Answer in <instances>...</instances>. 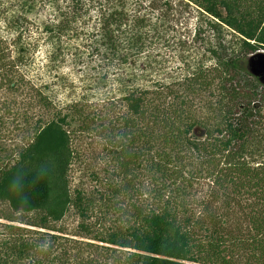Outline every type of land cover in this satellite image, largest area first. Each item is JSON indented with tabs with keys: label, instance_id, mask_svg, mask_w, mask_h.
I'll return each instance as SVG.
<instances>
[{
	"label": "trees",
	"instance_id": "16d2710c",
	"mask_svg": "<svg viewBox=\"0 0 264 264\" xmlns=\"http://www.w3.org/2000/svg\"><path fill=\"white\" fill-rule=\"evenodd\" d=\"M78 3L71 20L44 26L54 46L75 33ZM185 3L217 36L223 28L238 35L234 48L208 47L214 74L198 64L182 80L147 88L130 75L118 97L102 99L103 112L79 100L65 114L38 118L14 153L0 150V264H264V146L251 119L263 102L252 99L258 85L237 65L240 54L264 50V0ZM123 6L103 8L86 37L104 72L133 68L164 36ZM5 55L0 38V71L13 72L16 61ZM35 97L50 110L46 97ZM76 128L103 141L97 200L70 188ZM101 207L122 221L105 226L95 217ZM70 210L72 232L60 226Z\"/></svg>",
	"mask_w": 264,
	"mask_h": 264
},
{
	"label": "rangeland",
	"instance_id": "374dc122",
	"mask_svg": "<svg viewBox=\"0 0 264 264\" xmlns=\"http://www.w3.org/2000/svg\"><path fill=\"white\" fill-rule=\"evenodd\" d=\"M23 1L28 4L21 5ZM76 1L79 2L77 8L82 16H78L77 22L70 26L75 33L69 39L61 38L58 43L60 46L56 47L48 40L43 28L46 25L54 26L63 18L71 20L70 14L75 9L73 5ZM122 3L123 10L129 15L139 14L149 21L150 32L156 28L164 36L162 41H150L151 44L142 52L133 68H112L104 72L99 67L100 59L92 56L88 49L86 37L93 34L90 29L96 26L99 14L106 10L107 5L113 9L114 4L118 6ZM16 22H19L20 28L10 26ZM206 24L205 17L192 5H187L185 0H0V38L5 47V60L14 59L17 64L13 72H6V69L0 71L2 154L14 153L26 143L38 118L43 116L48 119L52 112L65 114L69 105L79 100L89 106V109L103 112L105 107L102 99L118 97L119 90L125 86L130 75L135 76L134 86L147 88L156 81L167 84L172 80L178 81L191 73L198 64L214 74L213 70L210 71L215 66L214 58L210 57L208 47L213 46L216 50L218 43L222 42L227 52H231L238 35L223 28L217 36L207 29ZM258 52L264 53V50L258 49L255 53ZM18 55L21 57L15 59ZM251 55L240 54L236 62L238 68L252 77L258 85L257 96L252 99L262 101L263 105L255 106L259 113L251 119L260 122L259 140L264 146V83L249 71L248 59ZM5 77L6 81L13 82L14 87L9 88L7 83L4 84ZM242 88L243 93L248 90ZM37 93L46 97L50 104L49 111L40 109L35 97ZM242 101L251 103L243 98ZM102 147L103 141L91 133L77 128L72 133L75 156L69 169L70 188L91 193L96 200L102 185L94 179V172L102 173L104 169ZM118 205L126 206L125 202ZM105 209L107 210L101 207L104 211L101 215L97 210L94 211L97 220L105 226L110 222L122 221L123 217L116 209ZM76 224L77 217L72 210L60 222V226L68 232H72Z\"/></svg>",
	"mask_w": 264,
	"mask_h": 264
},
{
	"label": "water",
	"instance_id": "95a60500",
	"mask_svg": "<svg viewBox=\"0 0 264 264\" xmlns=\"http://www.w3.org/2000/svg\"><path fill=\"white\" fill-rule=\"evenodd\" d=\"M248 67L251 74L258 76L259 80L264 83V53L252 54L248 59Z\"/></svg>",
	"mask_w": 264,
	"mask_h": 264
}]
</instances>
